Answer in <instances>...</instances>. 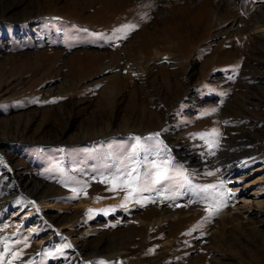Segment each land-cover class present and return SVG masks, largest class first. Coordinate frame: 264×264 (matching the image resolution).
Returning a JSON list of instances; mask_svg holds the SVG:
<instances>
[{"label":"rangeland","instance_id":"rangeland-1","mask_svg":"<svg viewBox=\"0 0 264 264\" xmlns=\"http://www.w3.org/2000/svg\"><path fill=\"white\" fill-rule=\"evenodd\" d=\"M259 2L0 0V251L21 252L12 264H264ZM125 24L137 27L108 42ZM213 128L210 155L199 134ZM155 133L167 153L141 152L140 171L168 156L172 180L140 204L109 190L135 137L155 149ZM221 181L235 195L209 216L198 189Z\"/></svg>","mask_w":264,"mask_h":264},{"label":"snow or ice","instance_id":"snow-or-ice-1","mask_svg":"<svg viewBox=\"0 0 264 264\" xmlns=\"http://www.w3.org/2000/svg\"><path fill=\"white\" fill-rule=\"evenodd\" d=\"M137 26L135 24H125L120 28H117L113 31L112 36L107 38L108 42H111L114 38L115 39H126L129 35L130 31L135 30ZM127 29L128 31H125ZM104 39L103 37H101ZM228 79H232V77H228ZM221 95H226V93H222ZM50 103H55L56 100L49 101ZM217 109L213 108L210 110L211 113L216 112ZM210 114V113H206ZM159 133L153 134L148 139L155 141L157 148L153 149L152 145L145 146V141L142 140L141 137H135V144L132 147L130 155L127 157L126 161L121 162V166L115 168L110 176H105L104 179L101 181L106 184L112 185L109 189L111 191H121L127 190L125 199L127 200L129 197L135 199L136 203L140 204V197L143 196L144 193L156 191V185H163L166 181L172 180V176L169 173V160L170 157L166 156L165 159H162L160 163L151 162L150 169L141 173V161L137 159L141 152L148 153L149 151H156L159 155L161 149H163L164 153H167L166 146H163V142L158 139ZM220 132L213 128L208 133H201L199 134V138L204 140L205 144L209 149L210 155H215L214 149L219 148V137ZM145 161L147 160V155L143 158ZM216 171H219L217 169ZM183 175V173H179ZM208 176L215 175L214 172L209 171L206 173ZM185 179H187L185 177ZM74 183H79L78 181H74ZM190 183V181H189ZM87 187V185L82 186L80 189L73 188L72 191L77 193L74 196V199L79 198V193L83 191V188ZM224 189V182L221 181L219 185L216 184H208L199 188V192L206 193L205 199L209 201L208 207L206 211L208 212L209 216H213L221 210V207L225 204V197L231 198L234 196V193L225 192ZM166 199H176V196H167ZM146 199V198H145ZM154 203L155 201H149ZM126 205L122 204L121 207H125ZM141 206H144L141 204ZM89 212H92V209H89ZM114 226V225H113ZM27 246V245H25ZM70 244H65L64 248H70ZM57 252H61L62 249H56ZM10 258L5 261V256L8 254ZM13 260H21V252L14 251L11 247L7 244L3 245V250L0 251V264H12Z\"/></svg>","mask_w":264,"mask_h":264},{"label":"bare ground","instance_id":"bare-ground-1","mask_svg":"<svg viewBox=\"0 0 264 264\" xmlns=\"http://www.w3.org/2000/svg\"><path fill=\"white\" fill-rule=\"evenodd\" d=\"M257 11H259L260 13H264V1L263 0H260V2H259V7L256 9ZM234 21H236L235 20V18H231L230 20H229V22L231 23L232 22V24H234ZM253 34H252V36H253V38H254V40H262V39H264V27L263 26H256L254 29H253ZM251 32V33H252ZM3 81V79H1L0 80V84H1V82ZM6 81V80H5ZM2 88V87H1ZM7 90V89H6ZM2 94V93H1ZM1 96V95H0ZM263 158V157H262ZM27 184V183H26ZM233 187V186H232ZM233 189V188H232ZM238 189H240V188H238ZM237 190V189H236ZM234 192V191H233ZM253 193H255V192H253ZM241 200H243V199H241ZM244 200L246 201H248L249 200V197H247V195L245 194L244 195ZM253 203V202H252ZM259 214V213H258ZM103 226H105V225H103ZM106 227V226H105ZM105 227H104V229H103V227H100V233L102 234V233H105V232H107V229H105ZM89 228V227H88ZM76 230V229H75ZM95 230H97L96 228H95ZM99 230V229H98ZM86 231V230H85ZM91 231V230H90ZM93 231V230H92ZM82 233V232H81ZM81 233H79V234H81ZM2 236V235H1ZM85 236V235H84ZM80 238V237H79ZM129 248V247H128ZM128 248H125V249H123V250H121V251H117L115 254H113V255H125V254H129L128 252H130V250L128 251ZM130 248H132V247H130Z\"/></svg>","mask_w":264,"mask_h":264}]
</instances>
